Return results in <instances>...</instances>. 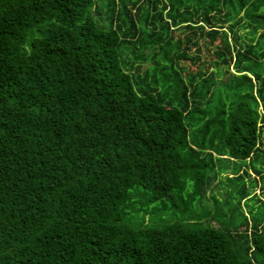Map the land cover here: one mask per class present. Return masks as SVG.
<instances>
[{
    "label": "trees",
    "instance_id": "obj_1",
    "mask_svg": "<svg viewBox=\"0 0 264 264\" xmlns=\"http://www.w3.org/2000/svg\"><path fill=\"white\" fill-rule=\"evenodd\" d=\"M0 264H264V0H0Z\"/></svg>",
    "mask_w": 264,
    "mask_h": 264
}]
</instances>
